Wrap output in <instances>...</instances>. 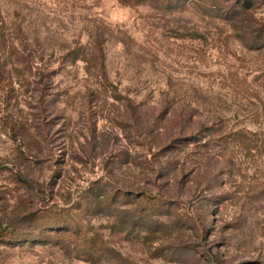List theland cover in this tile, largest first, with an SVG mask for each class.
Here are the masks:
<instances>
[{
    "label": "rangeland",
    "instance_id": "374dc122",
    "mask_svg": "<svg viewBox=\"0 0 264 264\" xmlns=\"http://www.w3.org/2000/svg\"><path fill=\"white\" fill-rule=\"evenodd\" d=\"M232 2L0 0V264H264V49ZM38 210L56 238L5 244Z\"/></svg>",
    "mask_w": 264,
    "mask_h": 264
},
{
    "label": "trees",
    "instance_id": "16d2710c",
    "mask_svg": "<svg viewBox=\"0 0 264 264\" xmlns=\"http://www.w3.org/2000/svg\"><path fill=\"white\" fill-rule=\"evenodd\" d=\"M124 1V0H120ZM229 1V0H226ZM257 0H233L232 4L225 9L224 18L227 20L234 21L236 23H244L248 25V30L250 36L253 39L256 50L264 49V20L256 21L249 11L252 9L253 5ZM41 210L35 211L33 213L26 214L22 217L17 218L16 223L18 225H23L30 223V226L33 227L28 233H21L20 236L9 235L8 240L5 244L11 245L15 243H20L19 245L28 244L31 245L37 241V236L50 235L56 238L55 235L57 232L58 226L66 224L65 220L58 219L57 217H51L49 219L43 218L40 216ZM38 224V229L35 227ZM35 225V226H34ZM68 229L66 232L71 236L75 235V225L69 223ZM70 228V229H69Z\"/></svg>",
    "mask_w": 264,
    "mask_h": 264
}]
</instances>
